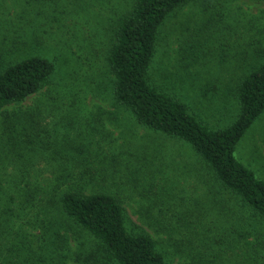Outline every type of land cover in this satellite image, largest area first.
Masks as SVG:
<instances>
[{"label": "rangeland", "instance_id": "rangeland-1", "mask_svg": "<svg viewBox=\"0 0 264 264\" xmlns=\"http://www.w3.org/2000/svg\"><path fill=\"white\" fill-rule=\"evenodd\" d=\"M133 1L0 0V70L9 62L32 55L46 56L57 65L52 81L40 92L0 110V264H35L41 251L37 239L43 231L38 221L45 211V206L38 207L34 200L37 189L45 187L53 169L75 164L66 162L74 158L70 157L71 149L83 147L86 140L94 139V145L87 147L92 152L90 157L97 155V167L108 171L102 189L121 200L133 223L140 225L141 217L146 218L150 225L144 226L153 238L161 241L167 233L153 230L155 210L150 205L154 192L166 191L164 197L171 206L181 194L193 198V194L204 193L207 173L200 169L204 170L191 147L164 140L136 125L124 108L113 104L108 49L118 20ZM225 3L223 16L231 17L234 26L232 17L237 15L239 24L241 16L242 27L260 7L253 0ZM203 20L205 15L198 17L197 8L191 4L168 16L160 30L152 75L209 127L219 129L235 118L237 107L231 90L241 76L239 65L247 63L243 58L250 54L247 44L252 35L241 27L233 37L222 33L219 41L202 31ZM197 39L207 42L204 53L197 52ZM50 105L57 107L56 118L74 110L79 129L51 119ZM26 107H31L28 116L4 122V112ZM71 120H75L73 116ZM14 123L23 125L14 129ZM27 131L31 141L25 144L22 137ZM234 154L264 180V110L240 138ZM149 182L156 186L150 187ZM77 233L86 242V236ZM71 240L74 248L76 240Z\"/></svg>", "mask_w": 264, "mask_h": 264}, {"label": "trees", "instance_id": "trees-1", "mask_svg": "<svg viewBox=\"0 0 264 264\" xmlns=\"http://www.w3.org/2000/svg\"><path fill=\"white\" fill-rule=\"evenodd\" d=\"M253 1L260 3L259 10L246 19L244 27L241 16L239 24L237 15L232 17L235 26L231 17L223 16L228 0L133 1L118 20L108 49L113 104L124 108L136 125L164 140L191 147L204 168L200 169L207 173L208 179L198 173L207 187L193 198L191 194L177 196L172 206L167 205L166 191L154 192L150 205L155 210L153 230L156 234L167 232L160 241L146 230L144 224L150 225L146 218L141 217L140 225L133 223L121 200L102 189L108 171L97 167V155L90 157L87 147L94 145V139L86 140L83 147L71 149L70 157L74 158L66 162L75 164L53 169L45 187L37 189L36 205L46 209L38 221L43 231L37 239L41 251L35 264H65L63 260L92 264H264V180L234 154L240 138L264 110V0ZM188 4L197 8L198 17L205 15L202 31L219 41L222 33L233 37L241 27L252 35L247 44L250 54L243 58L247 63L239 65L241 76L231 90L236 115L224 128L209 127L152 75L161 27L171 13ZM197 42V52L204 53L207 42ZM56 69L55 61L42 55L9 62L0 70V110L40 92L50 84ZM30 108L4 112L3 121L9 124L11 119L28 116ZM56 108H47L51 119L56 118ZM73 111L60 115L56 122L79 129ZM14 124L8 127L23 125ZM22 140L30 142L31 133L27 131ZM161 222L168 224L160 228ZM77 230L86 236V242L80 240ZM71 239L76 240L74 248Z\"/></svg>", "mask_w": 264, "mask_h": 264}]
</instances>
